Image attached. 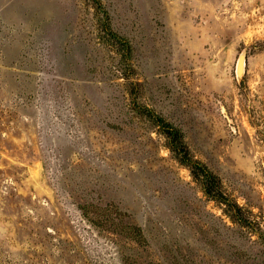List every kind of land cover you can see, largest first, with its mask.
Segmentation results:
<instances>
[{
	"label": "rangeland",
	"instance_id": "rangeland-1",
	"mask_svg": "<svg viewBox=\"0 0 264 264\" xmlns=\"http://www.w3.org/2000/svg\"><path fill=\"white\" fill-rule=\"evenodd\" d=\"M0 264H264V0H0Z\"/></svg>",
	"mask_w": 264,
	"mask_h": 264
},
{
	"label": "trees",
	"instance_id": "trees-1",
	"mask_svg": "<svg viewBox=\"0 0 264 264\" xmlns=\"http://www.w3.org/2000/svg\"><path fill=\"white\" fill-rule=\"evenodd\" d=\"M122 44L124 49L126 46H129L128 41L125 39L123 40ZM128 50H130V46ZM147 111L150 115H152L154 120L166 134L168 139V147L173 153L174 157L179 161V163L189 167L193 177L203 184L205 193L209 197L224 204L226 210L229 213L232 212L233 215V210H235L236 207L239 208L238 205L233 202V199L225 191L220 177L211 171V169L205 163L192 155L185 142L183 132L165 118L158 116L150 110Z\"/></svg>",
	"mask_w": 264,
	"mask_h": 264
},
{
	"label": "water",
	"instance_id": "water-1",
	"mask_svg": "<svg viewBox=\"0 0 264 264\" xmlns=\"http://www.w3.org/2000/svg\"><path fill=\"white\" fill-rule=\"evenodd\" d=\"M247 60H248L247 52L242 51L239 54L238 59H237V63H236V74H237V78L239 81L242 80L243 75L246 71ZM221 107H222L223 113L226 115L229 123H232L233 120L229 117L225 105L221 103Z\"/></svg>",
	"mask_w": 264,
	"mask_h": 264
}]
</instances>
